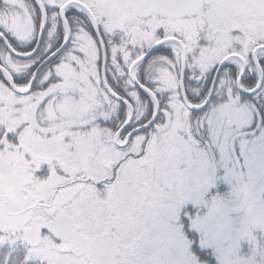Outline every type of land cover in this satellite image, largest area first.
<instances>
[{"label":"snow or ice","instance_id":"obj_1","mask_svg":"<svg viewBox=\"0 0 264 264\" xmlns=\"http://www.w3.org/2000/svg\"><path fill=\"white\" fill-rule=\"evenodd\" d=\"M0 264H264V0H0Z\"/></svg>","mask_w":264,"mask_h":264}]
</instances>
